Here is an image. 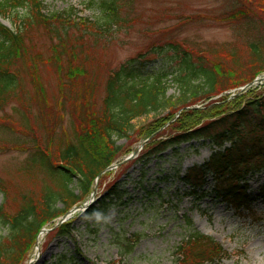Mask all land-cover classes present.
Masks as SVG:
<instances>
[{
	"label": "rangeland",
	"instance_id": "374dc122",
	"mask_svg": "<svg viewBox=\"0 0 264 264\" xmlns=\"http://www.w3.org/2000/svg\"><path fill=\"white\" fill-rule=\"evenodd\" d=\"M101 1L42 0L44 15L66 12L70 19L59 16L49 30H24L25 51L12 69L20 89L0 112V181L8 188V214L16 212L18 194L39 196L45 182L42 173L23 171L30 154L37 148L54 152L79 134L85 127L83 115L100 109L107 78L127 59L175 42L233 75L221 94L209 100L201 96L184 108L209 109L205 118L200 114L195 121H183L181 108L175 115L171 109L135 120L128 138H115L122 151L94 182L85 203L76 207L92 204L116 180L127 191L125 203L113 208L105 222L75 213L70 236L57 235L56 222L47 224L43 228L55 229L43 235L37 250L34 246L25 252L23 264H53L63 257L58 264H175L176 249L187 233L185 219L230 255L212 264H264V194L259 193L264 172L248 180L252 203L247 212L217 197L210 181L204 195H192L177 180L176 172L181 176L208 158L211 148L206 144L190 141L153 153L161 142L225 113L229 100L264 96V83L251 93L240 90L264 71V26L258 24L264 22V0H120L119 20L96 31L93 22L102 16ZM22 15L8 8L0 23L15 31ZM71 71L79 75L70 76ZM167 94L179 97L177 85L170 83ZM6 233L0 225V237Z\"/></svg>",
	"mask_w": 264,
	"mask_h": 264
},
{
	"label": "trees",
	"instance_id": "16d2710c",
	"mask_svg": "<svg viewBox=\"0 0 264 264\" xmlns=\"http://www.w3.org/2000/svg\"><path fill=\"white\" fill-rule=\"evenodd\" d=\"M119 2L101 1L102 16L93 22L96 31L119 20ZM8 8L16 15L20 12L23 15L15 31L0 23V112L20 89L19 76L12 69L15 60L20 59L25 51L24 32L36 26L49 30L53 27L52 21L60 16L44 15L42 0H0V16L5 15ZM60 17L70 19L66 12ZM250 48L253 50V45ZM199 58L180 44L167 42L151 46L147 51L127 59L107 78L100 109L83 115L82 124L85 127L79 134L58 146L54 152L34 148L27 158L23 171L45 176L39 196L31 192L18 194L17 210L8 214L5 208L8 188L0 181V194L3 196L0 225L7 231L0 237V264H23V255L33 249L41 229L56 222L91 194L94 182L122 151L116 145V139L128 138L134 130L135 120L164 110H174L175 115L181 108L183 121H195L200 114L205 118L204 114L209 109L188 112L184 108L201 96L209 100L221 94L227 87L224 84H228L229 74H233L226 73L220 64L208 65ZM257 68L262 70V67L251 70L256 71ZM77 75L71 71L70 76ZM170 83L177 85L179 97L168 96ZM39 90L45 98L40 86ZM246 93H251V89ZM239 99L229 100L227 105L230 109L219 117L161 142L160 148L153 153L190 141L206 144L211 148L208 158L199 165L189 167L181 176L176 172L177 180L191 190L192 195H204L203 190L210 181L209 188L217 197L235 209L251 212L248 180L264 172V96L240 102ZM150 134L148 132L147 137ZM259 191L264 194L263 185ZM126 196L127 191L116 180L97 196L82 216L92 218L94 222H105L113 208L125 203ZM72 223L67 221L59 225L56 234L70 236ZM185 226L187 233L176 249L175 264H212L230 258L212 237L196 231L190 220L185 219ZM63 260L65 257L57 258L53 264Z\"/></svg>",
	"mask_w": 264,
	"mask_h": 264
},
{
	"label": "water",
	"instance_id": "95a60500",
	"mask_svg": "<svg viewBox=\"0 0 264 264\" xmlns=\"http://www.w3.org/2000/svg\"><path fill=\"white\" fill-rule=\"evenodd\" d=\"M263 79H264V75H262V76L256 78L255 81H254V83L261 82V81H263ZM76 210H77V208H73L71 211H69V212H67L65 215H63V216L59 219V222H58L57 225H60V224H62L63 222H65L66 220H68V219L71 217V215H72L74 212H76ZM57 225H56V226H57ZM51 230H52V229H49V230H42L41 232H43V233H48V232H50ZM37 247H38V245H37Z\"/></svg>",
	"mask_w": 264,
	"mask_h": 264
},
{
	"label": "bare ground",
	"instance_id": "6f19581e",
	"mask_svg": "<svg viewBox=\"0 0 264 264\" xmlns=\"http://www.w3.org/2000/svg\"><path fill=\"white\" fill-rule=\"evenodd\" d=\"M43 235H44V233H41L39 238H38V247L41 245V239L43 238ZM30 261H32V260H30Z\"/></svg>",
	"mask_w": 264,
	"mask_h": 264
},
{
	"label": "flooded vegetation",
	"instance_id": "af4514ba",
	"mask_svg": "<svg viewBox=\"0 0 264 264\" xmlns=\"http://www.w3.org/2000/svg\"><path fill=\"white\" fill-rule=\"evenodd\" d=\"M260 20H262V18L260 17ZM264 25V24H263Z\"/></svg>",
	"mask_w": 264,
	"mask_h": 264
}]
</instances>
